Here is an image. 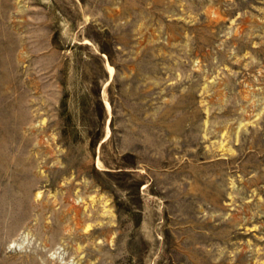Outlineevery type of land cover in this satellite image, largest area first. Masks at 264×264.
<instances>
[{
	"label": "rangeland",
	"instance_id": "obj_1",
	"mask_svg": "<svg viewBox=\"0 0 264 264\" xmlns=\"http://www.w3.org/2000/svg\"><path fill=\"white\" fill-rule=\"evenodd\" d=\"M0 264H264V0H0Z\"/></svg>",
	"mask_w": 264,
	"mask_h": 264
},
{
	"label": "bare ground",
	"instance_id": "obj_2",
	"mask_svg": "<svg viewBox=\"0 0 264 264\" xmlns=\"http://www.w3.org/2000/svg\"><path fill=\"white\" fill-rule=\"evenodd\" d=\"M107 69L108 71L110 72V74L113 72V67L109 64H107ZM105 106L109 109L110 108V105L107 101H105ZM107 134V133H106Z\"/></svg>",
	"mask_w": 264,
	"mask_h": 264
}]
</instances>
